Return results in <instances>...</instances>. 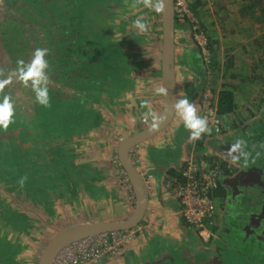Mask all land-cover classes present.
<instances>
[{
	"label": "rangeland",
	"instance_id": "obj_1",
	"mask_svg": "<svg viewBox=\"0 0 264 264\" xmlns=\"http://www.w3.org/2000/svg\"><path fill=\"white\" fill-rule=\"evenodd\" d=\"M204 1L205 16L201 20L205 32L194 33L201 49L195 40H189L190 32L182 24L175 29L177 102L186 98L198 116L208 118L210 111L216 113L219 92L227 89L234 93L236 108L225 116L216 113L220 131L216 132L215 125L208 123L211 133L195 141L189 138V130L184 128L179 115V123H171V142L155 139L148 145L146 150L157 156L154 159L162 165L167 163L161 178L167 203L161 204L159 213L149 209L148 204L138 226L115 232L124 236L123 243L114 242L113 232L105 233L111 248L94 264L190 263L191 259L183 256L186 247L180 243L181 235L175 237L172 228L170 231L161 226L170 217L167 215L183 219L180 201L174 194L179 181L170 171L182 173L193 168L200 171L215 164L221 171L220 180L235 182L244 176V165L223 154L219 145L222 146L226 136L236 134L241 125L251 123L254 116L250 112L261 108L264 0L256 6L249 0H222L221 7L214 5L213 0ZM150 2L155 5L158 0ZM250 4L253 7L247 10ZM22 7L17 0H0V81L12 77L11 84L0 88V96L9 95L15 106L14 123L0 129V259L5 264H38L42 251L59 230L97 218L98 207L107 199L130 205L128 217L131 216L135 196L118 157L119 144L154 124L163 105V93L157 92L163 88L162 18L161 13L144 7L143 0H113L108 6H102L105 16L95 24V29L94 24L86 29L91 35L98 27L105 29L104 38L94 34L89 44L94 43L100 53L109 52L108 48L106 51L102 48L103 44H113L114 60L110 62L117 68L113 76L123 78L122 86L97 80H107L110 62L99 68L104 77H93L89 83L79 80L73 87L66 85L59 73L62 65L56 38L59 26L48 25L52 18L46 22L23 16ZM175 9L178 10L176 5ZM190 17L196 19L192 13ZM137 18L146 24V32L134 26ZM12 26H17L15 31L20 40L17 48L15 36L10 35ZM6 34L9 36L4 37ZM209 41L211 47H208ZM4 42L12 45L11 50ZM37 47L48 50L49 68L42 70L48 76V107L38 105L31 88L25 87L13 74L18 61L30 62ZM199 54H202L200 62L204 63L198 72ZM231 57H234L233 64L229 63ZM49 108L53 110L46 111ZM66 110L71 112L69 116L64 115ZM49 116L56 121L52 123ZM71 116L73 121H68ZM134 148L130 159L146 184L148 200L151 194L158 198L157 172L154 166L148 165V159L151 162L153 158L142 160L133 154ZM204 148L207 153H203ZM121 186L130 196L121 193ZM230 202L228 198L217 202L224 209L221 210L224 218L232 212ZM156 214L160 215L155 217ZM193 232L190 237L200 236L198 230ZM197 246L196 243L194 247Z\"/></svg>",
	"mask_w": 264,
	"mask_h": 264
},
{
	"label": "trees",
	"instance_id": "obj_2",
	"mask_svg": "<svg viewBox=\"0 0 264 264\" xmlns=\"http://www.w3.org/2000/svg\"><path fill=\"white\" fill-rule=\"evenodd\" d=\"M17 1L21 2L23 5L22 9H20L23 16L31 19L37 17L40 21L45 20L46 22L47 19L52 18L51 23L49 22L48 25L55 24L56 26H59V31L56 36L60 43L58 53L60 54L59 58L62 62V65L59 68V73L66 85L73 87L78 85L77 82L79 80L89 83L93 77H104L105 73L103 75L100 74L99 68L104 67L103 65L105 63L107 65V62L114 60V57L111 56L113 54V44H103L102 48H104L105 51L106 48H108L107 50L109 52H105V54L101 51L100 53L99 49H95L94 43L91 42L89 44V42L92 41L90 38L94 36V34L99 37L103 36L105 29L98 27L93 35H91L92 32L88 33L86 29L89 24H94L95 29V24L101 22L105 16V12H101L102 6H108L113 0ZM186 1L191 13L197 20H193L188 14L179 13L176 10V27L182 24L184 30L190 32L189 40L194 41V33L205 32V29L203 28L205 25L201 19L205 16L203 8L205 7L206 2L202 0ZM213 1L214 5L221 7L222 0ZM249 2L256 6L261 4L262 0H249ZM252 5L250 4L248 7L246 6V8L251 9L253 7ZM260 22L262 21L260 20ZM197 25H199L198 30L196 28ZM54 27L55 26H53V28ZM13 28V32L10 35L15 36L17 48V45L20 44V40L19 35H17V32L15 31L17 26H14ZM85 31L87 32L83 33ZM7 36L9 35L6 34L4 37ZM102 38H104V36ZM194 43L197 46L199 45L196 40ZM211 44V41H209L208 47H211ZM4 46H7V48L12 47V45H7L6 42H4ZM198 48L201 49L200 45ZM198 58L199 59H196V61L198 60L196 62V69L199 72L204 61L200 62L202 54H199ZM231 58L232 59H230L229 63L233 64L234 57ZM97 65L98 67H96ZM261 66L264 68V59L261 61ZM107 68V73L109 74L107 80H97L114 86H122L123 84L121 85V82L123 81V78L120 75L115 77L117 74V71L115 70L117 68H113L111 62L107 65ZM114 74L115 76H113ZM111 76H113V78H111ZM261 93L263 94L261 95L262 109L258 116L255 114V118L249 125L243 126L233 139L226 140L222 145L228 153L231 144L237 139L244 141L243 151L247 154V159L240 156L235 158L236 161L244 165V176L238 181H235L236 183H228V186L223 180L219 179L216 183V187L213 188L211 193V196L214 199H217V197L220 199H231L230 203L233 205L232 212L230 215L225 216L226 237L227 239H231L232 243L238 245V249H245V259L240 258L237 264H260L261 262L264 264V86ZM235 108L234 93L227 89L221 90L217 99V114L219 116H225L228 113L233 112ZM51 109L53 110V108ZM51 109H46V111H51ZM65 114H68L69 116L71 112L66 110L64 112V115ZM49 117L52 123L56 121H54L53 117ZM72 118L73 117L71 116L68 121H73ZM213 159L216 160L215 158ZM206 160L208 159H204V161ZM158 164L162 165L160 162H158ZM214 166L215 164L212 165V168ZM170 174L174 177L176 176L178 181L185 183L186 179L181 172L172 170L170 171ZM213 218L207 219L206 223L212 221ZM211 236H213L212 233ZM250 258L251 261H248ZM0 264L5 263L0 259Z\"/></svg>",
	"mask_w": 264,
	"mask_h": 264
},
{
	"label": "water",
	"instance_id": "obj_3",
	"mask_svg": "<svg viewBox=\"0 0 264 264\" xmlns=\"http://www.w3.org/2000/svg\"><path fill=\"white\" fill-rule=\"evenodd\" d=\"M162 18V46H161V71L163 105L159 119L153 124L131 136L124 138L118 148V157L124 168L135 196V208L130 217L120 221H92L73 227L59 230L42 251L38 264H52L58 253L74 241L97 236L110 232L130 230L140 224L148 208V193L146 184L130 159L133 148L152 136L166 129L173 121L177 103V78H176V9L175 0H164Z\"/></svg>",
	"mask_w": 264,
	"mask_h": 264
},
{
	"label": "crops",
	"instance_id": "obj_4",
	"mask_svg": "<svg viewBox=\"0 0 264 264\" xmlns=\"http://www.w3.org/2000/svg\"><path fill=\"white\" fill-rule=\"evenodd\" d=\"M204 1V0H202ZM205 2V1H204ZM248 10V8H247ZM262 81L264 83V75L262 78ZM261 92V91H260ZM262 108H257L256 112H250L251 115L258 116L259 112L261 111ZM255 118V117H254ZM174 123L176 121V123H179V112L176 110V114H175V118H174ZM177 123V124H178ZM250 124V123H249ZM248 124V125H249ZM173 124H171L169 127H167L164 131H162L161 133L157 134L156 136H154L153 138H150V140H147L141 144H139L136 148H134L135 152H133V154H135V156H139L141 157V159L143 160V158L148 159L147 157H152L153 161L149 162L148 159V165L150 166V168H153L156 170V182H157V188H158V198L154 197L153 194H151L150 196V201L148 200V204H149V209L152 208L153 210H155V212L159 213L160 211H162L161 209V204L164 203L166 204V200H167V195L166 192H163L162 186H161V178L165 173V167L167 166V163L165 162L164 165H159L158 161L154 158H156L157 156H154L152 153H150L149 151H147V147L148 145H150L151 143H153V141H159V140H168V142L170 141V136H171V132L170 129L172 127ZM241 125V124H239ZM241 127H243V125H241ZM179 129V128H178ZM241 128H238L236 131V134H233V136H226L223 140V142H225L226 140H231L233 139V137H235ZM171 142V141H170ZM223 142L221 143V145H223ZM222 153L227 156V157H231L230 159H232L233 161L235 160L232 155H229L226 151L225 148L223 146H220ZM146 150V151H145ZM149 150V149H148ZM207 149L204 148L203 153H207ZM150 154H152L150 156ZM155 165H157V169L155 167ZM143 167V166H140ZM224 183L228 186V183H231L232 181L228 180V179H224L223 180ZM120 190L122 191L121 193H123V195L128 194V191L125 190V187L121 186ZM134 195V194H133ZM130 198V197H129ZM216 200V199H215ZM218 200H220V198L217 197V202ZM129 202V201H128ZM216 202V203H217ZM129 204V203H128ZM217 212L215 217L213 218V222H207V229H209V231L213 234V236H211L208 240L199 237H190V235H193L195 232L194 229L189 226L186 221H184L182 218L175 216L174 214L172 215H167L170 216L166 219H164L163 224L161 225L162 227H166V230L168 228V230L174 232L173 234H175V237L179 238V235H181V237L183 238V241H180V243H182V245L184 247H186V251L183 252V256L186 258L188 257V259H191L190 263L187 264H237L239 259H245V249L244 248H239L238 249V245H235L234 243H232L231 239H227V237H225V239L220 238L221 236H227V231L224 230L226 228V224H225V218L223 217V215L221 216L222 212L221 211L223 209V207L221 206V204L217 203ZM224 210V209H223ZM169 211V210H166ZM131 213V206L127 205L126 203L124 204H116L115 201H111V200H106L101 202L100 206L98 207V213H97V218L96 216H94L92 219H86L85 221L82 222H92V221H120V220H125L128 218V216ZM160 214H156V216H159ZM176 227V229H175ZM226 231V232H225ZM181 233V234H180ZM222 234V235H221ZM184 235H188V236H184ZM187 237V241L186 238ZM198 244V246L195 248V244ZM193 248V249H191ZM203 248V249H202ZM187 259V260H188ZM190 261V260H188ZM261 264V263H260Z\"/></svg>",
	"mask_w": 264,
	"mask_h": 264
},
{
	"label": "built area",
	"instance_id": "obj_5",
	"mask_svg": "<svg viewBox=\"0 0 264 264\" xmlns=\"http://www.w3.org/2000/svg\"><path fill=\"white\" fill-rule=\"evenodd\" d=\"M175 5L179 13L190 16L191 11L187 1L175 0ZM216 113L210 111L209 117L206 118L208 123L215 125V131L219 132L220 122L219 117L215 116ZM220 173L221 171L215 167L200 171L198 168H193V171L182 172L186 181L185 183L179 181L174 188L175 197L180 201L183 219L207 240L211 237V232L207 229L206 220L215 217L218 210L211 193L216 187ZM112 236L116 244L123 243V235L113 232ZM105 237L106 234H101L72 242L58 253L52 264H94L102 253L111 248L107 245Z\"/></svg>",
	"mask_w": 264,
	"mask_h": 264
},
{
	"label": "clouds",
	"instance_id": "obj_6",
	"mask_svg": "<svg viewBox=\"0 0 264 264\" xmlns=\"http://www.w3.org/2000/svg\"><path fill=\"white\" fill-rule=\"evenodd\" d=\"M144 7L154 9L156 13L164 12V0H158V3L153 5L150 0H143ZM134 26L141 32L147 31L146 24L142 19L137 18L134 22ZM47 49L43 47H37L32 52L31 61L25 63L23 60L18 61L16 71L13 73L16 78L25 87H30L35 98V102L42 106H49V92L47 87L48 76L42 72L49 68L48 60L46 59ZM12 83V77L9 76L7 79L0 81V88L5 87ZM165 89L160 88L157 90L158 94L165 93ZM174 108L179 112L180 118L183 121L185 129L189 130V138L193 141L201 139L202 135L211 133V129L208 126V120L206 117L198 116L196 109L186 98L178 101ZM15 117V106L13 99L4 94L0 96V129H7L10 124L14 123ZM155 120V116L153 117ZM156 123L153 124V128L157 127ZM244 141L237 139L231 144L228 154L232 155L233 158L237 156L244 157L247 159V154L243 151ZM23 184V180L20 181Z\"/></svg>",
	"mask_w": 264,
	"mask_h": 264
}]
</instances>
